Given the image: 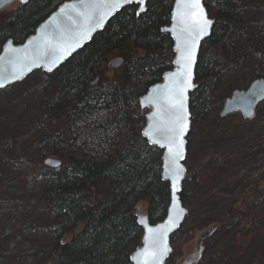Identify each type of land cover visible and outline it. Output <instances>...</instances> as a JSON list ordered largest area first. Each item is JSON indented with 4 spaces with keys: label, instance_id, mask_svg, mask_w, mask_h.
<instances>
[{
    "label": "trees",
    "instance_id": "obj_1",
    "mask_svg": "<svg viewBox=\"0 0 264 264\" xmlns=\"http://www.w3.org/2000/svg\"><path fill=\"white\" fill-rule=\"evenodd\" d=\"M64 1L7 8L0 14V51L8 40L21 44ZM172 3L149 0L139 16L135 6L124 8L57 70L35 71L0 91V209L31 199L42 208L25 216L28 255L9 252L12 237L0 239V263L130 264L143 234L134 208L144 205L151 225L164 219L162 152L141 137L146 111L138 99L171 69L172 42L161 30ZM203 5L214 25L199 49L189 96L184 225L194 232L218 226L214 251L205 249L198 264H264V102L251 120L218 116L233 91L264 79V0ZM117 57L123 65L109 69ZM192 149L199 151L195 159ZM46 158L60 167H44ZM30 181H40L32 196ZM250 184L261 190L247 196Z\"/></svg>",
    "mask_w": 264,
    "mask_h": 264
},
{
    "label": "water",
    "instance_id": "obj_2",
    "mask_svg": "<svg viewBox=\"0 0 264 264\" xmlns=\"http://www.w3.org/2000/svg\"><path fill=\"white\" fill-rule=\"evenodd\" d=\"M29 0H0V14L7 8L14 5H25ZM87 3H94L97 0H86ZM149 0H145L144 8ZM183 2V0H182ZM181 5L178 6L177 0H173L169 24L162 28L161 32L167 34L172 42L173 58L171 62V69L166 71L161 80L150 86L147 91L138 99V106L141 110L146 111L145 124L141 130V137L151 147H155L162 152L161 157V181L168 184L169 188V204L164 219L151 225L148 219L146 208L140 204L134 208L133 214L136 219L137 225L141 228L143 234L139 245L130 254V264H151L150 257L145 253H151L155 247H167L168 251L158 260L157 264H165L172 254V248L170 238L175 235L181 226L183 225L187 216V210L184 208L180 194L182 191V184L186 177V168L184 165L187 155V137L190 134L191 129V114L189 109V96L196 89L194 83L195 69L198 60L199 49L201 44L210 37L214 21L208 17V14L204 8V0H200L201 6L204 9V14L207 19L212 21L207 33L198 38L194 46V59L191 64V85L187 88L185 95V108L187 111V130L184 132L181 139L183 140V159L176 160V164L179 165L183 171L180 173V179L178 187L173 189V181L170 174V169L173 167L170 161L167 141L165 139L166 133L163 130V125L174 119V115L167 110L166 97L169 94V90L173 87L172 74L179 72L180 65L177 63L179 52L177 51L178 44L181 40L188 38L187 33H182L181 28L183 25L179 22L178 18H174L177 12L185 11ZM75 5V9L68 7ZM138 5H126L121 9L114 11L111 15L107 16L103 22V25L96 27L90 34V36L81 42L79 47H76L65 55L55 65H50L49 61L52 59L50 55H44L43 42L44 39H49L55 44L61 40L62 32L64 36L70 35L74 31L73 20L77 23L81 21V17L77 16V12H80L82 6L80 0H68L61 3L43 22H41L32 35L26 38L21 44H14L11 40H8L2 46L0 51V91L17 84L35 71L40 70L45 74H51L69 60L74 54L82 50L87 46L91 39L98 33L104 30L107 24L116 16L121 10L126 7ZM62 9L64 12L62 13ZM145 12V11H144ZM143 12V13H144ZM141 13V14H143ZM140 14V15H141ZM69 16L72 19H69ZM181 37L178 40L177 37ZM35 60L36 63L32 61ZM123 65L122 58H114L108 61L107 67L109 69H117ZM51 67V71H49ZM15 77V78H14ZM264 102V79H257L248 85L245 90L233 91L228 98H226L222 104L219 112V118H226L232 114H239L242 120H250L254 117L255 111L258 106ZM160 129L157 131V129ZM146 133H149L146 135ZM159 141V142H157ZM43 166L50 169H57L60 167L61 162L57 159L46 158L43 160ZM259 195L264 196V190L259 192ZM152 229V232H149ZM218 230L216 224L209 225L195 235V245L192 253L182 258L177 264H198L204 255V243L207 239L212 238Z\"/></svg>",
    "mask_w": 264,
    "mask_h": 264
},
{
    "label": "snow or ice",
    "instance_id": "obj_3",
    "mask_svg": "<svg viewBox=\"0 0 264 264\" xmlns=\"http://www.w3.org/2000/svg\"><path fill=\"white\" fill-rule=\"evenodd\" d=\"M23 2V0H22ZM182 0H177L178 6L181 5ZM82 11L77 12V16L81 17V21L77 23L73 20L75 26L74 31L64 36L62 32V39L55 44L49 39H44L43 49L44 55H50L52 59L49 61L50 65H55L65 55L70 54L72 50L79 47L81 42L86 40L91 32L96 28L103 25L105 18L111 15L114 11L121 9L126 5H138L136 15L139 16L145 11V0H97L94 3H87L86 0H80ZM183 9L185 11L177 12L174 18H178L179 22L183 25L181 28L182 33H187L188 38L181 40L178 44L177 51L179 57L177 63L180 65V71L172 74L173 87L169 90L166 97L167 110L174 115V119L166 122L163 125V130L166 133V141L171 164L173 167L170 169L171 178L173 181V189L178 187L180 173L183 169L176 164V160L183 159V140L181 137L187 130V111L185 108V91L191 85V64L194 59L195 51L194 46L198 38L207 33L212 21L207 19L204 14V9L201 6L200 0H183ZM75 9V5H70ZM62 13L64 9L61 10ZM71 20L72 17L69 16ZM36 63L35 60L32 61ZM51 71V67L48 69ZM15 78V77H14ZM3 85L0 84V87ZM160 129L158 128L157 131ZM149 133H146V135ZM159 142V141H157ZM149 229V232H152ZM168 251L167 247H155L151 253H145L151 260V264H157L158 260ZM148 264V262H146Z\"/></svg>",
    "mask_w": 264,
    "mask_h": 264
},
{
    "label": "rangeland",
    "instance_id": "obj_4",
    "mask_svg": "<svg viewBox=\"0 0 264 264\" xmlns=\"http://www.w3.org/2000/svg\"><path fill=\"white\" fill-rule=\"evenodd\" d=\"M248 31H243V38H246V33ZM237 118L241 119L240 115L237 114ZM203 120L198 121L199 124L202 123ZM200 126V125H199ZM191 131V129H190ZM196 143L195 141H193ZM10 150V148H8ZM197 152V153H196ZM196 155L199 156V151L192 149L190 152V157L192 159L196 158ZM201 160V159H199ZM196 167V166H195ZM187 169V168H186ZM262 173V171L258 172V176ZM241 176L245 175V172L242 171ZM187 176V172H186ZM40 186V181H30L28 185L26 186V193L29 195H33L35 192H37L38 188ZM188 189V187H187ZM255 190L260 191L261 188H256L254 185H248L245 189V193L247 196H251ZM16 194L17 191H15ZM17 201L16 207H13L11 209H0V239L4 238H13V241H11L9 245V252L14 253L18 256H25L28 254H24V252L28 251L30 248V240L32 238H27V230L29 229V225L26 221V214L27 213H33L35 216L39 215L42 212L41 207H36V204L33 202V199L29 202V204H26L27 202H22L20 200ZM187 210V209H186ZM186 219V218H185ZM185 223V221H184ZM182 225L183 230L180 232H177L175 234V241L172 243V254H171V261H173L172 264H177L179 261L192 253L194 245H195V235L200 232H194V230H191L188 228V225ZM214 238H210V240H206L204 243V248H209L211 251H214L215 247L213 242L216 240ZM25 239L24 243L22 241ZM208 254V250H206L205 255ZM22 261V260H21ZM29 262V261H28ZM4 264V262L0 263Z\"/></svg>",
    "mask_w": 264,
    "mask_h": 264
}]
</instances>
